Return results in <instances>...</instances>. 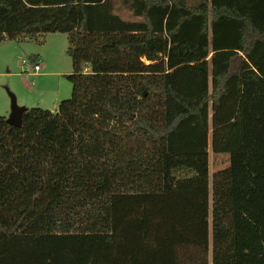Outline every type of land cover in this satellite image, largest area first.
I'll return each mask as SVG.
<instances>
[{
    "label": "trees",
    "instance_id": "obj_1",
    "mask_svg": "<svg viewBox=\"0 0 264 264\" xmlns=\"http://www.w3.org/2000/svg\"><path fill=\"white\" fill-rule=\"evenodd\" d=\"M54 31L67 34L71 95L56 110L23 108L19 124L0 113V264H207V107L229 82L240 143L214 174L211 260L262 264L264 0H0V42ZM208 44L222 62L211 89L183 92L168 69L207 77ZM92 161L104 167L89 171L91 186L108 191L114 177L173 215L149 231L154 245L141 241L147 210L116 227L124 241L111 260L92 232L116 219L96 207L75 227L86 198L73 171Z\"/></svg>",
    "mask_w": 264,
    "mask_h": 264
},
{
    "label": "rangeland",
    "instance_id": "obj_2",
    "mask_svg": "<svg viewBox=\"0 0 264 264\" xmlns=\"http://www.w3.org/2000/svg\"><path fill=\"white\" fill-rule=\"evenodd\" d=\"M189 1L193 2L194 0ZM120 13L124 16L128 15V11L125 8H122ZM210 38L211 31L208 32V39L210 40ZM67 44V34L59 31L39 33L35 37L7 39L4 44H0L1 114L3 113L7 117L10 116L13 106L16 104H21L25 107L41 106L56 110L60 100L71 95L72 83L66 75L73 70V66L71 57L66 51ZM220 57L219 49H213L208 44V52L200 60L207 65V77L194 73L189 68L188 63L177 68H170L168 72L174 79L177 88L183 92H194L202 89L210 90L211 73L222 65ZM23 58L30 63L29 65L38 59L41 69L36 73L25 70V65L22 64ZM228 87L229 92L223 97L219 105L209 101L207 107L209 130L206 137L207 159L204 166L207 174L208 191L205 218L208 229L206 238L208 247L207 264H212L214 174L228 166L229 150L240 143L239 97L232 86V82H229ZM80 166L76 165L73 171L74 176L77 178L73 180L72 185L75 196L79 198L85 197L86 199L75 200L77 203V223L75 227H80L78 223H81L80 220L84 221L86 219L87 211L95 210L96 207L103 214L105 213L107 217L110 215L111 219H116L112 230L92 232L95 233L94 238L97 240L98 245L104 249L105 255L108 253L107 251L110 252L111 256L105 257L111 260L116 255V245L124 241L121 237V230L116 227L118 225L124 226L131 217L135 215L141 216L138 212L142 213L147 210L152 226L148 222L145 223V227L148 224L150 226L147 229L148 233L145 232L144 236H141V241L144 239L149 246L154 245L155 237H152L150 232H154L155 227L158 228V231L165 232L169 226L168 224H171L174 219L170 213L156 209L157 207L154 205L160 201L158 196L156 194L145 196L125 187L126 190H124L123 186L118 185L117 181H113L114 177H111L109 181L110 190L94 188L88 180L89 171L99 173L104 167L103 163L92 161L83 163ZM128 203L132 205L131 209L124 214L123 205ZM159 246L160 243L156 247ZM261 263L264 264V259Z\"/></svg>",
    "mask_w": 264,
    "mask_h": 264
},
{
    "label": "water",
    "instance_id": "obj_3",
    "mask_svg": "<svg viewBox=\"0 0 264 264\" xmlns=\"http://www.w3.org/2000/svg\"><path fill=\"white\" fill-rule=\"evenodd\" d=\"M22 110L21 107L14 105L10 116L7 117V120L12 124H19L20 123V111Z\"/></svg>",
    "mask_w": 264,
    "mask_h": 264
},
{
    "label": "built area",
    "instance_id": "obj_4",
    "mask_svg": "<svg viewBox=\"0 0 264 264\" xmlns=\"http://www.w3.org/2000/svg\"><path fill=\"white\" fill-rule=\"evenodd\" d=\"M22 64L25 65V70H30L31 72H38L40 69V64L38 61H33V63L31 65H29L30 63H28V61L26 59H22Z\"/></svg>",
    "mask_w": 264,
    "mask_h": 264
},
{
    "label": "crops",
    "instance_id": "obj_5",
    "mask_svg": "<svg viewBox=\"0 0 264 264\" xmlns=\"http://www.w3.org/2000/svg\"><path fill=\"white\" fill-rule=\"evenodd\" d=\"M6 41H7V39H6V40H2V41L0 42V44H4ZM36 61H38V59H36ZM38 62H39V61H38ZM40 69H41V65H40ZM40 69H39V70H40ZM16 105L19 106V107H21L22 109H23V108H26L25 106H23V105H21V104H20V105H19V104H16ZM2 114H3V113H2ZM4 115H5V114H4ZM5 116H6V115H5ZM6 117H7V116H6Z\"/></svg>",
    "mask_w": 264,
    "mask_h": 264
}]
</instances>
